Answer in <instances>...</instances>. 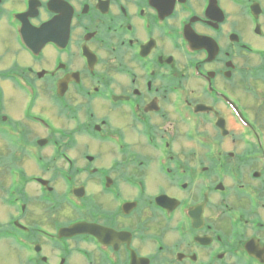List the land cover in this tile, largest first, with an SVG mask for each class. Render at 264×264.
<instances>
[{"label":"flooded vegetation","instance_id":"obj_1","mask_svg":"<svg viewBox=\"0 0 264 264\" xmlns=\"http://www.w3.org/2000/svg\"><path fill=\"white\" fill-rule=\"evenodd\" d=\"M0 264H264V0H0Z\"/></svg>","mask_w":264,"mask_h":264}]
</instances>
